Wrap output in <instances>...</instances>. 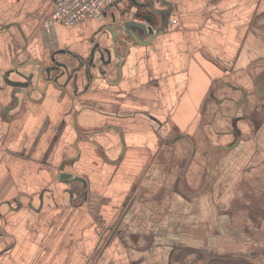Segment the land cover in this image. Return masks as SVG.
Segmentation results:
<instances>
[{"label": "crops", "instance_id": "0c3cea01", "mask_svg": "<svg viewBox=\"0 0 264 264\" xmlns=\"http://www.w3.org/2000/svg\"><path fill=\"white\" fill-rule=\"evenodd\" d=\"M131 1L66 27L0 0V264L263 263L264 0Z\"/></svg>", "mask_w": 264, "mask_h": 264}, {"label": "water", "instance_id": "95a60500", "mask_svg": "<svg viewBox=\"0 0 264 264\" xmlns=\"http://www.w3.org/2000/svg\"><path fill=\"white\" fill-rule=\"evenodd\" d=\"M131 6L133 7H139V6H144L146 7V5H142L140 2L136 1V0H132L130 2ZM119 17H125V13L121 12L119 13ZM112 21L111 22H115L116 18L112 17ZM167 24V20H165L164 18H161L160 20V30H164L165 26ZM114 28H115V32L116 34L120 37L122 35H125L128 38H131L133 41H135L136 43H140V44H145L143 43V40L146 36H148V38H152L154 35L156 36L159 31H153L152 27L148 24H146L145 21L140 20V22H134L133 20H128V21H123L121 24H114ZM109 32H111L110 29H108ZM138 34V35H137ZM111 37H114L111 35ZM146 42V41H145ZM120 43L123 45L124 44V40L122 39V41H120ZM99 42L94 43L93 46L90 49V53H89V58L87 61H82L80 59L79 56L77 55H72V60L69 59H64L62 61H57L54 59V65L53 67H51L50 69H45V72L48 74V76L46 77L47 79L51 78L50 75V71H54L57 72L56 77H53L52 80L53 81H57L59 77L66 75V81L65 84L66 85L70 80H72V85L74 87V89H76V80H77V75L78 72L83 70L84 76L86 79L91 78L92 76L90 75V67L94 66L93 62H94V57H95V53H99V59L100 62L102 63L101 65H106L110 62V50L108 49H100L99 46ZM111 45H115V43L112 41ZM104 54L106 55V59L104 57ZM84 67V69H83ZM100 70V73L103 72L102 67L98 68V71ZM16 74L23 79L22 81H10L7 79L8 73L5 75V81L7 82L8 85H10L11 87H14V91L12 92V99L14 100L15 103H17L18 98L15 96L17 93H20L21 91H25L29 88V86L31 85V81L30 78L31 76H25L23 73L16 71ZM60 179H68V178H72L71 174L68 173H61L59 175ZM77 181H82L81 179L78 178H74Z\"/></svg>", "mask_w": 264, "mask_h": 264}, {"label": "built area", "instance_id": "2783aa9c", "mask_svg": "<svg viewBox=\"0 0 264 264\" xmlns=\"http://www.w3.org/2000/svg\"><path fill=\"white\" fill-rule=\"evenodd\" d=\"M117 0H54L53 10L47 25L60 24L74 27L87 19H101L104 7ZM175 21H171L170 25Z\"/></svg>", "mask_w": 264, "mask_h": 264}, {"label": "rangeland", "instance_id": "374dc122", "mask_svg": "<svg viewBox=\"0 0 264 264\" xmlns=\"http://www.w3.org/2000/svg\"><path fill=\"white\" fill-rule=\"evenodd\" d=\"M260 253H261V251H260ZM260 253H258V254H260ZM220 254H222V253H220ZM263 259V263H239V264H264V257L262 258ZM215 264H226V263H215ZM230 264H236V263H230Z\"/></svg>", "mask_w": 264, "mask_h": 264}]
</instances>
